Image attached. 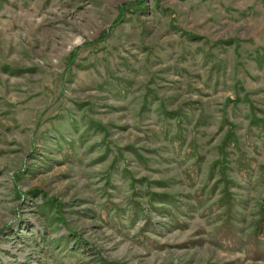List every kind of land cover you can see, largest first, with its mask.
<instances>
[{
	"label": "rangeland",
	"instance_id": "374dc122",
	"mask_svg": "<svg viewBox=\"0 0 264 264\" xmlns=\"http://www.w3.org/2000/svg\"><path fill=\"white\" fill-rule=\"evenodd\" d=\"M0 264H264V0H0Z\"/></svg>",
	"mask_w": 264,
	"mask_h": 264
}]
</instances>
